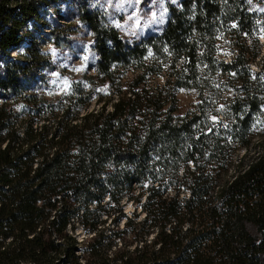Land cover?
Masks as SVG:
<instances>
[{"label":"trees","instance_id":"trees-1","mask_svg":"<svg viewBox=\"0 0 264 264\" xmlns=\"http://www.w3.org/2000/svg\"><path fill=\"white\" fill-rule=\"evenodd\" d=\"M57 1L67 0H0V55ZM252 1L178 0L160 33L131 41L77 5L95 74L55 105L29 90L45 61L27 31L22 54L0 68V264H264V57L252 72ZM181 89L198 98L186 111ZM104 199L139 205L135 227L112 235L129 229L131 242L98 232ZM77 225L93 235L79 241Z\"/></svg>","mask_w":264,"mask_h":264},{"label":"rangeland","instance_id":"rangeland-1","mask_svg":"<svg viewBox=\"0 0 264 264\" xmlns=\"http://www.w3.org/2000/svg\"><path fill=\"white\" fill-rule=\"evenodd\" d=\"M81 4H85L89 10L98 11L104 17V22L115 28L121 38L131 41L144 39L148 34L160 33L169 15L168 4L178 5V0H67L43 6L40 19L34 22L36 26L32 27L31 21H28L19 30V34L25 35L20 44L11 48L8 54L0 55V68H4L9 58L22 54L27 45L26 41L30 38L27 31L35 29L34 37L38 39L45 68L37 71L33 83L29 85V90L36 89L43 99L54 105L59 99L70 95L74 87L87 86L86 77L95 74L97 54L94 50V38L87 25L78 17L77 5ZM252 5L250 12L254 20L257 19L258 28L255 36L261 44V52L255 61L250 63V69L252 72H257L264 57V0H254ZM53 28L55 31L50 32ZM248 41L247 45L253 40L249 38ZM226 42L227 39L221 40L218 43L220 45L218 50L225 60H229L233 52L224 45ZM97 89L102 91L103 87L98 86ZM176 97L180 111L192 108L198 101L197 94L193 90L181 89ZM95 98L96 94L93 95V99ZM27 107L21 109V105H16V111L28 113L31 110ZM261 109L264 113V102L261 104ZM259 149L260 146L256 145L246 152L245 161L249 160L248 157L253 153L256 155ZM243 153L245 150L241 149L237 157ZM103 210L105 212L101 210L98 213L99 219L102 220L98 224V232L102 231L105 241H112L117 246L124 241L131 242L133 232L129 229L121 238H112V235L115 231L125 229L128 220L133 222L128 228L135 227V223L143 216L139 211V205L124 202L117 206L104 199ZM74 234L79 241L93 235L85 232L80 225L76 226Z\"/></svg>","mask_w":264,"mask_h":264},{"label":"bare ground","instance_id":"bare-ground-1","mask_svg":"<svg viewBox=\"0 0 264 264\" xmlns=\"http://www.w3.org/2000/svg\"><path fill=\"white\" fill-rule=\"evenodd\" d=\"M23 44V43H22Z\"/></svg>","mask_w":264,"mask_h":264}]
</instances>
